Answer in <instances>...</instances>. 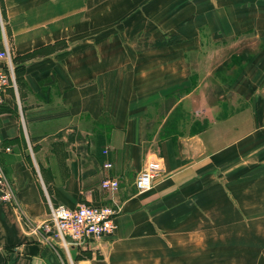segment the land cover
I'll return each instance as SVG.
<instances>
[{
	"label": "crops",
	"instance_id": "obj_1",
	"mask_svg": "<svg viewBox=\"0 0 264 264\" xmlns=\"http://www.w3.org/2000/svg\"><path fill=\"white\" fill-rule=\"evenodd\" d=\"M0 6L16 78L0 162L18 201L0 202V264H264V0ZM84 203L119 208L115 232L81 249L35 229Z\"/></svg>",
	"mask_w": 264,
	"mask_h": 264
},
{
	"label": "built area",
	"instance_id": "obj_2",
	"mask_svg": "<svg viewBox=\"0 0 264 264\" xmlns=\"http://www.w3.org/2000/svg\"><path fill=\"white\" fill-rule=\"evenodd\" d=\"M0 28L3 33L4 47L0 49V105L4 102L9 88H16L14 74V62L12 52L5 36V22L0 6ZM12 148L5 145L0 139L1 152H11ZM107 152V150H105ZM105 167H111V162H106ZM161 170L158 161L152 160L145 164L135 178V186L138 191L145 192L152 188L155 178ZM101 186L108 190H117L119 180L114 177H105ZM0 202H7L17 206L18 201L13 194L12 185L7 178L0 162ZM120 209L109 204L93 205L79 204L75 208L64 205H51L49 216L39 222L35 229L42 233V237L48 243L56 241L64 248L76 246L81 249L88 248L94 240L104 235L112 234L117 228V215ZM55 244V243H52Z\"/></svg>",
	"mask_w": 264,
	"mask_h": 264
}]
</instances>
